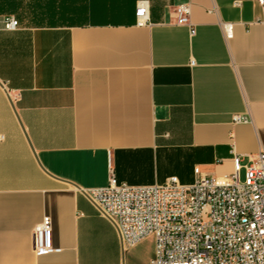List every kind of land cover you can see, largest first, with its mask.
Returning a JSON list of instances; mask_svg holds the SVG:
<instances>
[{"label":"crops","instance_id":"obj_1","mask_svg":"<svg viewBox=\"0 0 264 264\" xmlns=\"http://www.w3.org/2000/svg\"><path fill=\"white\" fill-rule=\"evenodd\" d=\"M139 1L0 0V264H150L154 247H122L82 190L110 171L130 186H190L264 152V9L147 0L137 26ZM183 3L190 24L175 22ZM45 215L58 250L35 255Z\"/></svg>","mask_w":264,"mask_h":264},{"label":"built area","instance_id":"obj_2","mask_svg":"<svg viewBox=\"0 0 264 264\" xmlns=\"http://www.w3.org/2000/svg\"><path fill=\"white\" fill-rule=\"evenodd\" d=\"M256 1L264 9V0ZM174 13L176 23L190 24L189 4L177 5ZM148 19V1L141 0L135 23L145 26ZM17 26L16 18L3 19L5 29ZM224 31L230 36L229 24ZM247 121L244 115L232 116L233 123ZM233 162L232 173L200 175L190 186L174 176L158 185L130 186L110 171L106 185L82 191L115 225L122 247L154 237L150 264H264V152L244 166L237 156ZM31 242L35 255L58 250L51 242L48 216L34 226Z\"/></svg>","mask_w":264,"mask_h":264},{"label":"rangeland","instance_id":"obj_3","mask_svg":"<svg viewBox=\"0 0 264 264\" xmlns=\"http://www.w3.org/2000/svg\"><path fill=\"white\" fill-rule=\"evenodd\" d=\"M240 178H242V176H240ZM137 244H139L136 249L137 255H148L154 247V237L147 236Z\"/></svg>","mask_w":264,"mask_h":264},{"label":"water","instance_id":"obj_4","mask_svg":"<svg viewBox=\"0 0 264 264\" xmlns=\"http://www.w3.org/2000/svg\"><path fill=\"white\" fill-rule=\"evenodd\" d=\"M2 85V83H0Z\"/></svg>","mask_w":264,"mask_h":264}]
</instances>
